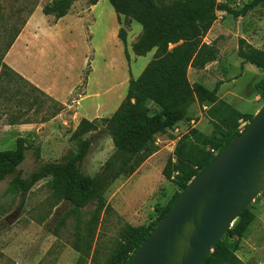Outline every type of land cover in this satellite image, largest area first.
Listing matches in <instances>:
<instances>
[{
  "label": "rangeland",
  "instance_id": "rangeland-1",
  "mask_svg": "<svg viewBox=\"0 0 264 264\" xmlns=\"http://www.w3.org/2000/svg\"><path fill=\"white\" fill-rule=\"evenodd\" d=\"M49 1L0 0V53L5 43L2 37L5 21L28 20L33 9L30 25H35L25 39L31 53L17 54L18 66L14 65L10 53L6 52L3 61L32 75L40 84L60 91H67L78 83L64 99L65 106L60 113L47 118L57 105L55 102L41 95L31 106L24 82L15 77L8 80L0 72V149L12 148L18 136L26 137L33 144L15 173L0 180V264H111L130 228L154 220L180 191L162 174L174 147L159 153L164 162L161 169L150 167L147 174L141 171L133 178L117 179L105 194L110 208L102 211L93 228L82 222L91 206L79 215L66 213L68 205L58 199L48 179L39 180L27 191L12 187L11 180L16 174L25 177L42 162L62 161L76 151L78 142L70 139V135L79 120L109 116L124 98L130 76L137 77L148 62L145 63L146 57L150 58L133 55L131 45L141 33V26L136 21L128 23L122 16L119 27L123 26L127 32V60L123 43L117 32L113 33L118 21L109 0H99L94 8L86 0H78L56 23L42 12V6ZM217 1L241 8L249 0ZM19 7L21 13L13 15ZM217 19L216 27L220 29L214 41L223 49L219 63L215 67L210 65L204 72L189 68L188 77L191 82L199 81L209 88L221 76L234 78V82L226 84L225 87L230 85L228 88L222 87V96L238 110L254 114L264 102L254 97V84L264 76V71L250 63L241 67L237 44L238 38L243 37L264 49V5L259 4L239 16L219 10ZM194 105L190 112L193 123L201 131L210 133L213 126L207 115L209 106ZM12 119L16 122L11 123ZM177 125L182 134L192 127L189 119ZM243 125L244 122L240 128ZM89 135L92 144L82 168L93 175L114 147L101 127ZM168 135L174 137L173 132ZM161 145V142L157 144ZM249 210L254 218L236 253L245 257L246 262L242 260L245 264H264V190L251 201Z\"/></svg>",
  "mask_w": 264,
  "mask_h": 264
},
{
  "label": "trees",
  "instance_id": "trees-1",
  "mask_svg": "<svg viewBox=\"0 0 264 264\" xmlns=\"http://www.w3.org/2000/svg\"><path fill=\"white\" fill-rule=\"evenodd\" d=\"M76 1L78 0H50L42 6V12L51 16L52 22L56 23L70 12ZM98 1L86 0L88 5ZM109 2L117 15L118 23H121L123 16L128 19V23L134 20L141 26V33L131 45L133 53L145 55L154 49L152 58L137 77L130 76L124 98L109 116L93 119L82 117L79 120L70 135V139L78 142L76 151L66 155L62 161L42 162L25 177L16 174L11 183L14 189L27 191L39 180L48 179L58 199L68 205L66 213L79 215L91 206L86 212L88 217L82 222L93 228L99 222L102 211L110 208L105 197L107 190L117 178L134 173L146 158L158 150L155 143L157 135L167 133L180 121L192 119L189 109L194 103L209 106L207 115L213 126L211 132L205 133L196 127H190L178 138L173 156L162 169L164 177L180 191L173 195L154 220L130 228L120 253L111 263L128 264L138 246L168 212L189 182L251 120L253 114L242 112L218 99L217 91L222 81H216L213 88L199 81L191 82L188 69L204 68L218 58L219 47L215 41L207 43L204 40L217 19V11L239 16L259 4L264 5V0H249L241 8L217 0ZM12 13L19 15L21 8ZM32 13L33 9L28 17ZM26 21L27 18L19 22L5 21L0 72L8 80L15 77L24 82L31 98V106L37 103L41 95L55 102L57 105H54L53 112L47 118L53 117L63 105L3 61ZM126 35V29L120 26L117 37L123 43L125 56L129 60ZM237 56L241 67L250 63L264 71V49L252 45L243 37L238 38ZM254 87L255 93L264 100V76L255 82ZM14 120L10 122L15 123ZM243 122V128H240ZM100 127L110 137L114 149L99 169L90 175L83 170L82 164L92 144L89 134L100 130ZM32 147L33 144L26 137L18 136L12 148L0 149V180L15 173L25 158L26 150ZM35 152L38 158L36 149ZM253 218L254 213L249 210L248 205L200 264H245L236 251Z\"/></svg>",
  "mask_w": 264,
  "mask_h": 264
},
{
  "label": "water",
  "instance_id": "water-1",
  "mask_svg": "<svg viewBox=\"0 0 264 264\" xmlns=\"http://www.w3.org/2000/svg\"><path fill=\"white\" fill-rule=\"evenodd\" d=\"M264 190V102L189 182L128 264H200Z\"/></svg>",
  "mask_w": 264,
  "mask_h": 264
},
{
  "label": "crops",
  "instance_id": "crops-1",
  "mask_svg": "<svg viewBox=\"0 0 264 264\" xmlns=\"http://www.w3.org/2000/svg\"><path fill=\"white\" fill-rule=\"evenodd\" d=\"M99 2V1H98ZM97 2V3H98ZM97 3L96 4H93V5H89L90 6V8H94L96 5H97ZM74 4V3H73ZM73 8V5H72V7H71V9ZM70 9V10H71ZM64 17V16H63ZM63 17H61L59 20H61ZM32 20H33V14H31L30 15V17L28 18V20H27V22H26V24H25V26H24V28L22 29V31H20V33H19V35L17 36V38L15 39V41L13 42V44L11 45V47H10V49L7 51V54H11V60L13 61V63H14V65L15 66H18L19 65V62H16V58H15V56L17 55V54H19V53H21V51H24V54L25 55H27L28 53H31V51H30V49L31 48H29V47H27L26 46V43H25V39L26 38H28L29 37V33H30V31L33 29V27L35 26L34 24L33 25H30L31 24V22H32ZM218 19H216V21H217ZM134 21V20H133ZM214 22V24L211 26V28L209 29V31L206 33V35H205V41L207 42V43H209V42H212V41H214L215 39H216V37L218 36V32H219V29H220V27L219 28H217L216 26H217V22ZM119 23H118V25L114 28V30H113V33H116L117 31H118V28H119ZM20 37H22V40L21 41H19V38ZM254 46H256V45H254ZM219 47V53H218V58L216 59V60H214V61H212V62H210V63H208L204 68H201V69H197V70H200V72H204V71H206L207 69H208V67L211 65V66H216L215 64H217V63H219V58H221V55H222V52H223V49L221 48V46H218ZM256 47H258V46H256ZM132 50V49H131ZM153 52H154V49H152L151 51H149V52H147L145 55L146 56H150V58H151V56H152V54H153ZM133 55H134V53H133ZM28 56V55H27ZM134 56H137V57H142V56H144V55H134ZM150 58L149 57H146V61H145V63L147 62V61H149L150 60ZM7 60V59H6ZM18 61V60H17ZM6 62V61H5ZM148 63V62H147ZM8 64V63H7ZM11 64V63H10ZM246 64L247 63H245L242 67H244V66H246ZM9 65V64H8ZM12 65V64H11ZM11 65H9V66H11ZM14 65H12L11 67L15 70V71H17L18 73H20L23 77H25L26 79H28L29 81H31L34 85H36L37 87H39L40 89H42L43 91H45L48 95H50L54 100H56L58 103H60V104H62L63 105V108H64V99H66V96L69 94V93H71V92H73V90H74V88L77 86V84L76 85H72L67 91L66 90H64V91H60L59 89H55V88H53V87H51V86H48V85H42V84H40L32 75H29V74H26V73H24V72H22L21 70H19V69H17ZM217 66H219V65H217ZM145 67V66H144ZM21 69V68H20ZM258 69V68H257ZM259 70V69H258ZM234 78H230V77H223V76H221L220 78H219V80L218 81H222L221 82V84H220V88L218 89V91H217V95H218V97L219 98H222L224 101H226V102H228L229 100H228V98H225V96H222V92H221V90H222V87H225L226 86V84H231L232 82H234ZM230 85H227V87H225V88H228ZM235 93V92H234ZM236 95H239L238 93H235ZM254 97H259L255 92H254ZM229 104H231L230 102H228ZM198 104V103H197ZM199 105V104H198ZM118 105H116L115 106V108L117 107ZM233 106V105H232ZM235 107V106H234ZM194 109L195 108V105L193 104L191 107H190V109H189V112H191V109ZM62 110V109H61ZM61 110H59V112L57 113V114H59L60 113V111ZM96 110H94L93 112H95ZM56 114V115H57ZM190 115H191V113H189ZM55 115V116H56ZM193 121H194V119L192 118V119H190V122L192 123V127H196V128H198L197 127V124H195V123H193ZM181 122L182 121H180V122H178L177 124H181ZM180 127H178V125L177 126H175L173 129H171V130H168V132L167 133H165V134H161V135H157V137H156V141H155V143H156V145L158 144L159 145V143L161 142V143H163V145H161L160 147H158V150L157 151H155L153 154H151L148 158H146V160H144V162H142V164L136 169V171L134 172V173H132L131 175H130V177L129 178H133V176L137 173V172H141V171H146V174H147V171L149 170V168L150 167H159L160 169L163 167V164H164V162L161 160V158H160V155H159V153L160 152H164V151H166V150H169L168 148H173V147H175V144H176V142H177V140H178V138L182 135V133H180L179 131H180ZM199 129V128H198ZM169 132H173V134H174V137H171V136H169L168 135V133ZM208 133V132H207ZM167 152V151H166ZM161 154V153H160ZM155 161V162H154ZM162 161V162H161ZM138 170V171H137ZM120 178V177H119ZM119 178H117V179H119ZM117 179L115 180V181H117ZM114 181V182H115ZM128 218V217H127ZM129 219H130V217H129ZM239 256V255H238ZM240 257V256H239ZM244 262H246V259H244L245 257H240Z\"/></svg>",
  "mask_w": 264,
  "mask_h": 264
},
{
  "label": "built area",
  "instance_id": "built-area-1",
  "mask_svg": "<svg viewBox=\"0 0 264 264\" xmlns=\"http://www.w3.org/2000/svg\"><path fill=\"white\" fill-rule=\"evenodd\" d=\"M213 152H215L213 149H212ZM216 153V152H215Z\"/></svg>",
  "mask_w": 264,
  "mask_h": 264
}]
</instances>
